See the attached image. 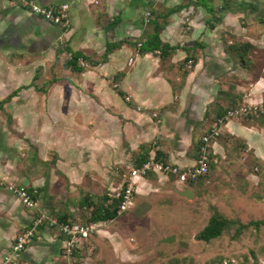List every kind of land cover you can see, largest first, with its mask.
I'll use <instances>...</instances> for the list:
<instances>
[{"label": "crops", "instance_id": "0c3cea01", "mask_svg": "<svg viewBox=\"0 0 264 264\" xmlns=\"http://www.w3.org/2000/svg\"><path fill=\"white\" fill-rule=\"evenodd\" d=\"M35 1L68 3L70 24L0 0V179L28 188L38 207L0 186V263L40 212L74 219L92 186L114 196L141 160L194 165L216 117L244 94L264 99V0ZM135 180V199L190 189L216 207L227 197L243 212L244 197L255 209L264 204V117L228 121L207 178ZM63 244L66 252L60 228L45 222L14 264H61Z\"/></svg>", "mask_w": 264, "mask_h": 264}, {"label": "rangeland", "instance_id": "374dc122", "mask_svg": "<svg viewBox=\"0 0 264 264\" xmlns=\"http://www.w3.org/2000/svg\"><path fill=\"white\" fill-rule=\"evenodd\" d=\"M130 98L127 95L125 100ZM253 170L258 169L254 167ZM0 183L4 187L10 185L1 179ZM231 185L236 189L234 184ZM102 189L99 184L92 186L95 195H90L95 201H100L106 194L102 195ZM222 189L218 190L219 193ZM224 199L226 201L216 207L213 196L208 199L187 198L173 193L166 196L145 189L137 194L126 211L113 220L100 222L87 221L91 210L82 208L78 199L79 208H76L77 216L73 220L84 224L96 223L97 226L87 240L78 242L72 255H66L63 244L58 258L61 264H264V224L259 227L250 224L264 222V204L255 206L257 213L249 215L255 209L247 208L250 201L244 197L239 205V211L241 208L243 212H236L231 201L227 197ZM216 211L234 222L231 224L232 233L227 232L209 242L197 239ZM244 224L247 226L241 228ZM239 228L240 232L235 234ZM171 235L175 237L173 241H163Z\"/></svg>", "mask_w": 264, "mask_h": 264}, {"label": "built area", "instance_id": "2783aa9c", "mask_svg": "<svg viewBox=\"0 0 264 264\" xmlns=\"http://www.w3.org/2000/svg\"><path fill=\"white\" fill-rule=\"evenodd\" d=\"M12 5L28 9L30 12L42 16L50 23L68 27L70 24V5L63 3L58 6L40 5L35 0H8ZM149 15V13L147 14ZM141 44H139L140 46ZM133 62L131 58L129 64ZM192 60L187 62L190 68ZM115 87H118L116 84ZM249 94H244L239 104L235 107L226 108L213 123L208 127L201 136L198 157L192 166H181L170 162L150 158L143 161L139 166L130 169L125 184L121 189L115 192L114 196L119 199L118 213L126 211L135 200L136 196V178L147 174L158 173L168 177H174L182 184H190L205 178L210 171V152L212 144L220 138L225 130L228 121L233 119H250L256 117H264V99L256 102L249 100ZM2 184V183H0ZM8 190L14 194L28 209H37V201L33 193L22 185L8 186ZM45 222L50 227H59L63 236L66 238L67 247L66 255H72L73 250L77 247L78 242L87 240L91 236V232L97 226L96 223L81 222H62L57 218H50L44 213L34 219L30 228L23 231L12 245L11 250L3 257L0 264H14L24 250L27 242L35 235L39 226Z\"/></svg>", "mask_w": 264, "mask_h": 264}, {"label": "trees", "instance_id": "16d2710c", "mask_svg": "<svg viewBox=\"0 0 264 264\" xmlns=\"http://www.w3.org/2000/svg\"><path fill=\"white\" fill-rule=\"evenodd\" d=\"M145 161L141 160L140 164ZM139 164V165H140ZM138 165V166H139ZM81 207H87L91 210L88 222H100L113 220L118 216L119 209V199L115 196H110L105 194L100 198V201H95L93 195H85L80 202ZM59 221L62 222H75L73 218L69 215L64 214L59 216ZM234 223L231 219L225 217L220 212L216 211L209 219L208 224L203 228V230L197 235V239L204 241H211L212 239L219 238L220 236L228 233H232L231 224ZM251 225H256L259 227L264 224L263 221L251 222ZM247 225H241L244 228ZM241 228L235 231V234L239 233Z\"/></svg>", "mask_w": 264, "mask_h": 264}, {"label": "water", "instance_id": "95a60500", "mask_svg": "<svg viewBox=\"0 0 264 264\" xmlns=\"http://www.w3.org/2000/svg\"><path fill=\"white\" fill-rule=\"evenodd\" d=\"M178 193L182 196H185L187 198H192L193 197V191L190 189H186L185 191H178ZM175 239L174 235L166 237L163 241L164 242H171Z\"/></svg>", "mask_w": 264, "mask_h": 264}]
</instances>
